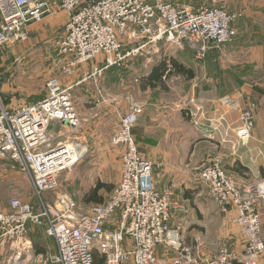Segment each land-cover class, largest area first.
Wrapping results in <instances>:
<instances>
[{"label": "built area", "instance_id": "obj_1", "mask_svg": "<svg viewBox=\"0 0 264 264\" xmlns=\"http://www.w3.org/2000/svg\"><path fill=\"white\" fill-rule=\"evenodd\" d=\"M59 10L69 16L60 41L69 62L65 73L98 59L105 60V68L114 66L161 40L176 48L187 43L204 60L210 49L236 38L239 19L238 12L225 6L195 8L161 0H0V54L25 41L33 24ZM128 45L138 46L126 50ZM48 84L50 93L35 102L9 107L0 97V158L28 173L37 197L35 204L19 197L11 198L6 208L0 204V244L9 254L8 264H264V181H237L219 156L202 162L201 181L215 206L234 216L244 243L241 250L226 243L210 252L199 240L188 242L182 223H173L186 206L173 185L158 187L155 163L140 152L134 129L145 104L135 98H130L128 111L119 112V127L111 136L110 143L121 146L123 154L120 180L108 199L88 211L78 210L73 197L62 192L47 200L45 194L60 186V175L88 153L76 136L81 119L70 88L59 78ZM105 101L100 92L90 104L99 107ZM224 105L239 110L234 148L249 143L255 105L229 97L220 101ZM183 108L202 138L215 139L224 113L211 112L197 99H187ZM55 121L64 125L57 135L50 132ZM33 228L53 240L54 251L34 249L28 239Z\"/></svg>", "mask_w": 264, "mask_h": 264}, {"label": "rangeland", "instance_id": "obj_2", "mask_svg": "<svg viewBox=\"0 0 264 264\" xmlns=\"http://www.w3.org/2000/svg\"><path fill=\"white\" fill-rule=\"evenodd\" d=\"M161 1L190 5L195 8L225 6L231 12L239 13V19L236 22L237 36L231 42L210 49L204 60L197 59L187 43L182 48H176L161 40L136 50L126 56L121 63L107 67V70L101 73L103 74L101 86L109 96L130 94L145 104V112L136 127L138 135L141 134L139 135L141 153L156 163H162L166 159L177 161L179 150L185 145L192 146V141H185L183 134H190L194 130L198 132V128L185 114L183 115V106L187 99H197L192 95L193 82L197 80L200 87L206 91L211 90L210 87L213 86V91L224 95V97L215 98L218 102L227 97L234 99L233 97L238 96L241 98V105L254 104L255 128L252 137L255 133L263 134L264 0ZM68 18L66 11L59 10L56 14L33 24L29 37L25 41L12 44L2 51L0 97L5 106L15 107L42 99L50 93L48 84L50 79L78 80L84 76L80 66L86 63L92 65L91 63L96 61L73 66L72 73L64 72V67L69 62L60 51V41ZM137 46L128 45L126 50H134ZM126 50L124 53L127 52ZM163 57L184 61L190 70L195 71L194 80L180 78L173 74L170 77H163L164 88L143 89L141 84L144 77ZM104 61L101 59L100 64L106 66ZM77 94V98L80 97L79 92ZM88 100L87 109L78 105L76 101L81 119V127L76 136L87 144L88 153L73 169L60 175V186L55 193L45 194L47 200H53L56 193L68 194L73 197L76 208L80 211H88L95 204L87 202L85 198L98 181L112 186L111 190L105 188L100 191L104 200L108 199L120 180L123 154L121 146L110 143L111 136L119 127V116L110 107L111 105L96 107L92 102L90 104L92 97ZM235 111L239 118V110ZM257 123L260 125L258 130H256ZM197 136L202 138L200 133H197L195 137ZM260 177L258 178L261 179ZM235 179L248 183H256V180H259L253 176ZM196 186L199 190H204L202 200L198 196L195 200L193 196L192 200L186 202L184 195L188 190L184 188L182 191L180 188V193L177 195L187 209L185 213L176 214L173 223L177 225L181 222L186 240L188 242L199 240L210 252L226 243L241 250L244 239L240 226L233 219L234 216L223 213L215 206L209 189L203 182L197 183ZM13 197H19L34 204L37 202L28 173L18 163L0 158V204L4 208L8 207ZM261 213L264 232V205L261 206ZM28 239L37 252L38 248L43 249V252L55 250L53 240L38 229L33 228ZM4 249L6 247L0 244V264H8L9 254Z\"/></svg>", "mask_w": 264, "mask_h": 264}, {"label": "crops", "instance_id": "obj_3", "mask_svg": "<svg viewBox=\"0 0 264 264\" xmlns=\"http://www.w3.org/2000/svg\"><path fill=\"white\" fill-rule=\"evenodd\" d=\"M179 62L189 68L184 61L179 60ZM100 63L102 62L98 59V61L96 60L94 63H91L92 65L88 63L81 65L80 69L82 70V73H84L85 77L82 76L78 80L64 78L63 80L60 79V82L63 86L70 88V93L75 103L78 101V105L84 106L86 109L89 104L88 98L92 97L93 99L94 97H98L100 92L103 93V97L106 98V101L101 103L99 107L111 105L110 107L119 116V112L124 113L129 110L130 98L135 97L130 94L109 96L107 91H104L101 86V80L103 81V74L101 73L106 71L107 68L104 67V64ZM192 72L193 76L191 79L194 80L195 71ZM176 76L180 78H187L186 75L176 74ZM210 89L211 90L206 91L201 88L199 80H197L193 82L192 95H194L197 100L201 101L206 108L210 106L208 109H210L211 112L215 111V114L218 112L224 113L226 118L221 123L220 130L216 132L215 139L206 140L199 138L198 136L195 137L198 132L194 130V132L190 134H183V136H185V141H192V146H183L178 152L179 158L177 157V161L166 159V161H162V163H156L151 159L155 163L154 176L158 187L173 185L177 194L180 193V188H182V191L184 188L188 191L193 190L190 191L191 193L188 192L190 195L189 197L184 195V200L186 202L192 200L193 196L195 200L197 196L199 198L201 197L202 200V193L204 190H199L197 188L198 186H196L197 183L202 182L199 176V166L202 162L210 160L215 156H219L223 159L226 170L234 174L233 176L235 178L244 179L246 177L250 178V176H253L256 177V179H259L258 177L261 176L262 178L260 177L261 179L256 181L260 185H262V181H264V133L257 135L255 133L254 136L251 137L249 143L241 144L234 148V144L237 140L235 129L239 122L238 114L235 110H230L227 105H224V107L221 108L219 106L220 102H218L215 98L221 96L224 97V95L213 91V86H211ZM77 92H79L80 95L78 98ZM233 98L238 100L240 103L242 102L241 98L238 96ZM214 105H217V107ZM136 127L134 129V135L139 145V135L141 134L138 135ZM259 127L260 125L257 123L256 130H258ZM60 129H64V125L55 121L50 127V132L57 135ZM169 153L171 152L169 151ZM240 166H242V170H245L243 173H240L237 170V168H241ZM158 169L160 170L157 172Z\"/></svg>", "mask_w": 264, "mask_h": 264}, {"label": "trees", "instance_id": "obj_4", "mask_svg": "<svg viewBox=\"0 0 264 264\" xmlns=\"http://www.w3.org/2000/svg\"><path fill=\"white\" fill-rule=\"evenodd\" d=\"M173 74H180V75H186L187 78H192L193 72L189 68H187L185 65L181 64L179 61L163 57L157 65L153 66L150 73L146 75L143 79V83L141 84L143 89H146L148 87L151 88H157L162 87L164 88V76L170 77ZM238 164V163H237ZM239 165V164H238ZM241 168H237L238 172L243 173L245 170H242ZM111 190L112 186H108L106 183L102 181H98L95 187L91 189V191L87 194L85 200L87 202L92 203H102L104 202V196L100 194V191L102 189ZM189 192V191H188ZM188 192L185 194L186 197H189L190 195ZM39 252H43L44 250L41 248H38ZM241 264V263H236Z\"/></svg>", "mask_w": 264, "mask_h": 264}]
</instances>
